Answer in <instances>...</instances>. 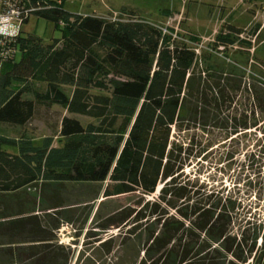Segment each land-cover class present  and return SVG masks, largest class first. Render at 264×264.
<instances>
[{
    "label": "trees",
    "instance_id": "obj_1",
    "mask_svg": "<svg viewBox=\"0 0 264 264\" xmlns=\"http://www.w3.org/2000/svg\"><path fill=\"white\" fill-rule=\"evenodd\" d=\"M18 2L28 14L17 35L0 38V55L7 54L0 58V125L25 127L38 105L60 106L93 122L65 116L59 146L0 132V194L40 182L107 183L106 198L144 197L136 209L108 220L110 227L129 224L131 234H146L140 264H224L222 251L240 264H264V224L236 229L238 199L198 193L184 177L187 151L172 141L185 122L225 125L223 114L233 106L246 104L244 117L250 112L256 123L264 122V85L204 67L212 53L229 58L236 44L250 52L251 42L240 39L244 31L226 22L208 46L211 53L199 56L198 36L164 34L135 12L108 19L72 13L65 8L68 0ZM32 16L54 23L61 38L46 43L24 34ZM250 126L246 118L237 127ZM153 195L154 202L145 199ZM0 237L9 243L3 261L15 257L13 245L26 244L27 264H68L65 249L37 215L7 216Z\"/></svg>",
    "mask_w": 264,
    "mask_h": 264
},
{
    "label": "rangeland",
    "instance_id": "obj_2",
    "mask_svg": "<svg viewBox=\"0 0 264 264\" xmlns=\"http://www.w3.org/2000/svg\"><path fill=\"white\" fill-rule=\"evenodd\" d=\"M65 8L72 13L108 19L125 18L124 15L135 12L149 23L169 27L168 34L198 36L201 56L211 53L208 46L228 22L244 31L240 39L250 41L253 48L247 52L245 45L242 48L236 44L235 48H229V58L212 53L204 67L208 66L212 72L244 76L250 83L264 85V0H68ZM256 29H260V34L255 38L252 33ZM22 32L35 34L46 43L62 36L54 23L36 16L23 25ZM245 105L244 108H227L223 114L225 125L221 127L205 126L197 119L185 122L182 130L174 131L172 138L187 151L184 177L194 181L198 193L206 190L218 199L227 195L238 199L235 212L239 215L234 216V224L241 230L245 226L254 228L255 224L258 228L264 224V122L256 123L257 119L250 112L244 117ZM65 116L76 117L83 124L93 122L89 118L69 115L60 106L38 105L35 116L25 127L0 125V132L10 139L25 136L37 144L50 139L54 146H59L61 122ZM246 118L250 129L241 131L237 126ZM7 150L16 152L14 148ZM106 186L107 183L40 182L15 193L0 194V221L20 213L37 215L52 231L54 243L65 249L68 264H140L146 234L140 231L131 234L129 224L112 222L110 227L108 220L120 211L136 209L144 197L137 194L106 198ZM145 199L154 202L157 195ZM55 205L58 209L50 210ZM244 216L247 217L243 221ZM247 222L251 224L248 226ZM16 240L19 242L18 238ZM211 241L213 246L215 239ZM260 243L258 239L256 249L260 248ZM8 247L7 240L0 237V257ZM27 247L26 244L13 245L15 257L6 261L0 259V264H27L24 254L28 252ZM222 253L224 264H229L233 260L231 254Z\"/></svg>",
    "mask_w": 264,
    "mask_h": 264
},
{
    "label": "built area",
    "instance_id": "obj_3",
    "mask_svg": "<svg viewBox=\"0 0 264 264\" xmlns=\"http://www.w3.org/2000/svg\"><path fill=\"white\" fill-rule=\"evenodd\" d=\"M27 12L24 13L19 7L18 0H0V38H8L13 37L18 34L21 23L23 21V17L27 16ZM164 34H168L169 27L164 26L161 28ZM14 31V35L9 34ZM178 32V31H177ZM177 38V33L174 35ZM256 38V37H255ZM197 46V45H195ZM199 45L197 46V54L199 55ZM7 56L6 53L4 55H0V58H5ZM200 56V55H199ZM0 59V67L2 66Z\"/></svg>",
    "mask_w": 264,
    "mask_h": 264
},
{
    "label": "clouds",
    "instance_id": "obj_4",
    "mask_svg": "<svg viewBox=\"0 0 264 264\" xmlns=\"http://www.w3.org/2000/svg\"><path fill=\"white\" fill-rule=\"evenodd\" d=\"M0 31H2V29H0ZM9 34H12V35H14L15 33H14V31H13V32H11V33H9Z\"/></svg>",
    "mask_w": 264,
    "mask_h": 264
}]
</instances>
